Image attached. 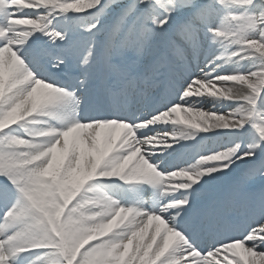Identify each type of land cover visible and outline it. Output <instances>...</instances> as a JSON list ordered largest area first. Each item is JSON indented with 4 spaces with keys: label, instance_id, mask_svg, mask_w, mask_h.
<instances>
[{
    "label": "snow or ice",
    "instance_id": "1",
    "mask_svg": "<svg viewBox=\"0 0 264 264\" xmlns=\"http://www.w3.org/2000/svg\"><path fill=\"white\" fill-rule=\"evenodd\" d=\"M0 264H264V0H0Z\"/></svg>",
    "mask_w": 264,
    "mask_h": 264
}]
</instances>
